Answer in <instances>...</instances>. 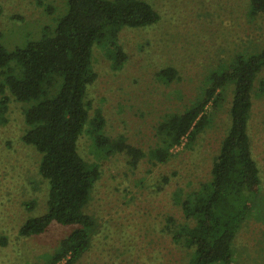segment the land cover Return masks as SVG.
Listing matches in <instances>:
<instances>
[{
	"label": "rangeland",
	"instance_id": "1",
	"mask_svg": "<svg viewBox=\"0 0 264 264\" xmlns=\"http://www.w3.org/2000/svg\"><path fill=\"white\" fill-rule=\"evenodd\" d=\"M146 1L158 21L120 29L127 59L118 69L103 56L106 46L94 48L96 78L88 91L89 113L103 115L105 133L123 137L144 153L158 145L156 127L165 114L200 99L209 75L264 46V16L249 14V0ZM65 8V0H0V42L10 50L39 38ZM169 65L177 69L178 80L162 82L156 71ZM222 89L217 109L205 108L212 115L206 127L193 143L172 148L166 163L146 155L132 166L125 154L99 152L85 134L80 137L79 153L99 166L84 206L99 221L90 248L74 264H183L188 259L190 250L174 243L169 224L164 225L168 217L184 222L178 198L210 178L229 125L232 86ZM26 106L10 97L0 124V264H41L72 229L51 224L40 234H18L23 221L45 210L46 197V182L38 174L40 155L20 138ZM247 133L261 187L235 234L232 258L233 264H264V67L255 75ZM30 201L35 205L28 211Z\"/></svg>",
	"mask_w": 264,
	"mask_h": 264
},
{
	"label": "trees",
	"instance_id": "2",
	"mask_svg": "<svg viewBox=\"0 0 264 264\" xmlns=\"http://www.w3.org/2000/svg\"><path fill=\"white\" fill-rule=\"evenodd\" d=\"M65 3L55 25L45 27L39 38L10 50L0 42V124L6 120L10 97L27 105L22 110L20 138L40 155L38 174L46 182L45 210L23 221L18 234H40L51 224L72 226L41 264L80 260L98 226L99 220L85 212L84 206L100 175L99 166L79 153L80 137L85 134L99 152L125 154L132 166L146 155L166 163L172 148L194 142L212 118L206 106L217 109L221 89L231 85L229 125L211 162L210 178L178 198L184 222L168 217L164 226L169 224L167 233L174 243L191 252L183 264H233V239L261 187L247 123L255 75L264 67V46L246 58L238 57L222 73L209 75L200 99L165 114L156 127L158 145L144 153L123 137L111 138L105 133L103 115L89 113L88 91L96 78L93 49L106 46L103 56L112 69L120 68L127 59L118 40L120 29L154 24L158 12L146 0ZM249 14L264 16V0H249ZM155 75L162 82L178 80V71L171 65ZM34 205L30 201L25 207L31 211Z\"/></svg>",
	"mask_w": 264,
	"mask_h": 264
}]
</instances>
